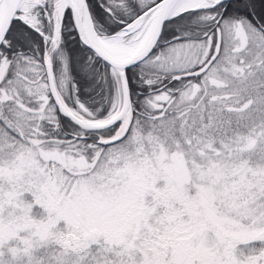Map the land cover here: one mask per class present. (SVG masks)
Here are the masks:
<instances>
[{
	"label": "snow or ice",
	"instance_id": "snow-or-ice-1",
	"mask_svg": "<svg viewBox=\"0 0 264 264\" xmlns=\"http://www.w3.org/2000/svg\"><path fill=\"white\" fill-rule=\"evenodd\" d=\"M0 264H264V0H0Z\"/></svg>",
	"mask_w": 264,
	"mask_h": 264
}]
</instances>
